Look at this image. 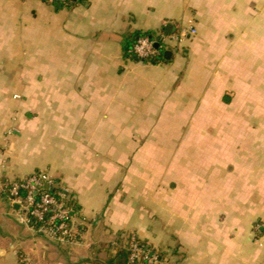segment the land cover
Instances as JSON below:
<instances>
[{"label":"crops","instance_id":"1","mask_svg":"<svg viewBox=\"0 0 264 264\" xmlns=\"http://www.w3.org/2000/svg\"><path fill=\"white\" fill-rule=\"evenodd\" d=\"M75 1L0 0V264H108L130 235L161 264H264V0ZM190 27L165 61L127 50ZM37 170L76 243L8 202Z\"/></svg>","mask_w":264,"mask_h":264},{"label":"built area","instance_id":"2","mask_svg":"<svg viewBox=\"0 0 264 264\" xmlns=\"http://www.w3.org/2000/svg\"><path fill=\"white\" fill-rule=\"evenodd\" d=\"M53 1L49 0L50 3ZM58 1L67 3L70 0ZM196 33V29L190 27L179 33L139 37L134 44L133 53L139 60H149L157 56L161 49L166 51L170 46L186 41ZM156 45L159 47L156 48ZM2 186L11 207H18L22 223L27 225H32L33 222L41 223L38 231L50 239L61 243L77 242L80 226L76 224L75 219L79 209L69 204L74 196L66 187L58 185L49 172L37 170L20 179L6 180ZM52 190H56L57 193L52 194ZM136 238L135 235H130L127 239L130 264H161L159 255L140 245Z\"/></svg>","mask_w":264,"mask_h":264},{"label":"trees","instance_id":"3","mask_svg":"<svg viewBox=\"0 0 264 264\" xmlns=\"http://www.w3.org/2000/svg\"><path fill=\"white\" fill-rule=\"evenodd\" d=\"M45 1L50 3L49 0H45ZM75 2H76L75 0H70L67 3H62V2H60L58 0H54L50 4L54 5L56 8H60V7L64 6V5H72ZM159 33L168 34V33H178V32L168 31V30L164 29V30H160L159 32H146V33H143V34H135L128 41L129 45L127 46V50H130L131 47H132L131 55H132V57L138 59L133 53V47H134V44L136 43L137 39L139 37H143V36L144 37H156ZM160 61H165V50H163V49L160 50V52H159V54L157 56H155L154 58H151L149 60H145L144 62L158 63ZM51 193L52 194H56L57 191L56 190H52ZM69 204H70L71 207L79 209V207H78V205L76 203V200H74V199L71 200V202ZM32 225L34 227L38 228L41 225V223L33 222ZM78 229L81 230L82 227H79ZM78 238H79V236L77 237V240H79ZM136 239H137V241L139 242L140 245H143V246L151 249L154 253H157V251L151 245H149L147 242L140 240L138 237ZM157 254L159 255V253H157ZM108 264H130V251L127 249V243H126L124 248L119 250V252L117 253L116 257L109 261Z\"/></svg>","mask_w":264,"mask_h":264},{"label":"rangeland","instance_id":"4","mask_svg":"<svg viewBox=\"0 0 264 264\" xmlns=\"http://www.w3.org/2000/svg\"><path fill=\"white\" fill-rule=\"evenodd\" d=\"M192 37H190L189 39H191ZM189 39H187V40H189ZM186 40V41H187ZM186 41H183V42H180V43H178V45L177 46H170V48H177V47H179L181 50H184L185 48H184V46H183V44H184V42H186ZM9 75V73H4V72H0V91H1V88H2V86L3 85H5L6 84V81H9V80H6L5 81V79H8L7 78V76ZM5 82V83H4ZM17 88L15 87L14 88V90H13V94L14 95H18V92H17V90H16ZM11 90V89H10ZM16 90V91H15ZM26 177V176H25ZM23 178V177H22Z\"/></svg>","mask_w":264,"mask_h":264},{"label":"water","instance_id":"5","mask_svg":"<svg viewBox=\"0 0 264 264\" xmlns=\"http://www.w3.org/2000/svg\"><path fill=\"white\" fill-rule=\"evenodd\" d=\"M158 47H159V46H158V45H156V48H158ZM171 54H172V53H171V52H169V51H168V52H166V53H165V59H168V58L171 56Z\"/></svg>","mask_w":264,"mask_h":264}]
</instances>
